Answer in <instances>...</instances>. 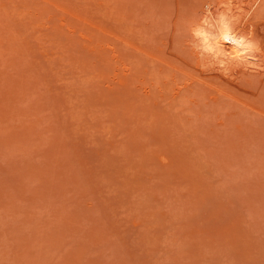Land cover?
Listing matches in <instances>:
<instances>
[{
  "label": "rangeland",
  "instance_id": "obj_1",
  "mask_svg": "<svg viewBox=\"0 0 264 264\" xmlns=\"http://www.w3.org/2000/svg\"><path fill=\"white\" fill-rule=\"evenodd\" d=\"M0 264H264V0H0Z\"/></svg>",
  "mask_w": 264,
  "mask_h": 264
}]
</instances>
